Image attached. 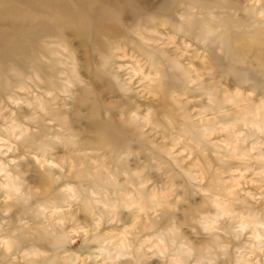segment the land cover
Listing matches in <instances>:
<instances>
[{
  "label": "clouds",
  "instance_id": "obj_1",
  "mask_svg": "<svg viewBox=\"0 0 264 264\" xmlns=\"http://www.w3.org/2000/svg\"><path fill=\"white\" fill-rule=\"evenodd\" d=\"M0 264H264V0H0Z\"/></svg>",
  "mask_w": 264,
  "mask_h": 264
}]
</instances>
